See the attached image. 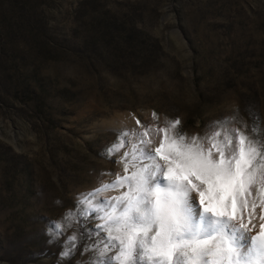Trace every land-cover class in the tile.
<instances>
[{"label":"rangeland","instance_id":"1","mask_svg":"<svg viewBox=\"0 0 264 264\" xmlns=\"http://www.w3.org/2000/svg\"><path fill=\"white\" fill-rule=\"evenodd\" d=\"M250 110L264 126V0H0V264H88L60 255L79 220L54 222L125 174L116 133L178 118L203 137L235 116L250 134Z\"/></svg>","mask_w":264,"mask_h":264},{"label":"snow or ice","instance_id":"2","mask_svg":"<svg viewBox=\"0 0 264 264\" xmlns=\"http://www.w3.org/2000/svg\"><path fill=\"white\" fill-rule=\"evenodd\" d=\"M249 115L250 134L228 127L235 116L214 122L223 131L203 137L182 133L178 118L116 133L105 155L119 154L125 174L81 194L65 223L54 222L56 237L73 216L82 225L81 234L65 238L61 258L82 247L88 264H264V126L258 113ZM114 189L124 190L91 199ZM250 197L249 224L255 200L262 206L255 235L244 222ZM90 218L103 221L95 233L87 232Z\"/></svg>","mask_w":264,"mask_h":264}]
</instances>
